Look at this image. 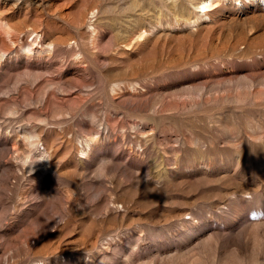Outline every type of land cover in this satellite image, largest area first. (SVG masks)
<instances>
[{"label": "rangeland", "instance_id": "obj_1", "mask_svg": "<svg viewBox=\"0 0 264 264\" xmlns=\"http://www.w3.org/2000/svg\"><path fill=\"white\" fill-rule=\"evenodd\" d=\"M212 2L0 0V264H264V0Z\"/></svg>", "mask_w": 264, "mask_h": 264}, {"label": "bare ground", "instance_id": "obj_2", "mask_svg": "<svg viewBox=\"0 0 264 264\" xmlns=\"http://www.w3.org/2000/svg\"><path fill=\"white\" fill-rule=\"evenodd\" d=\"M212 1H213V0H210V4L213 3ZM209 6H210V5H208V4L206 5V3H205L204 6H203V8H202V10L205 9V8H207V7H209ZM210 10H212V9H208V8H207L206 11H210ZM204 11H205V10H204Z\"/></svg>", "mask_w": 264, "mask_h": 264}]
</instances>
